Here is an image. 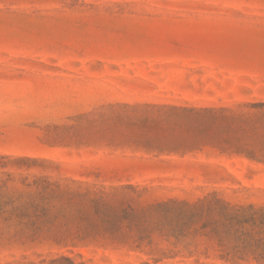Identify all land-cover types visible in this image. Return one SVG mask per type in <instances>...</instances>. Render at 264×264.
Returning <instances> with one entry per match:
<instances>
[{"label":"rangeland","instance_id":"obj_1","mask_svg":"<svg viewBox=\"0 0 264 264\" xmlns=\"http://www.w3.org/2000/svg\"><path fill=\"white\" fill-rule=\"evenodd\" d=\"M245 103H264V0H0V180L11 174L12 187L47 176L139 186L144 205L218 195L264 208V162L163 107L256 113ZM14 233L0 218V264H233L216 250L167 258Z\"/></svg>","mask_w":264,"mask_h":264},{"label":"trees","instance_id":"obj_2","mask_svg":"<svg viewBox=\"0 0 264 264\" xmlns=\"http://www.w3.org/2000/svg\"><path fill=\"white\" fill-rule=\"evenodd\" d=\"M242 105L256 113L229 107H163L171 112L167 119H190L196 133L220 150L264 162L256 157L264 151V135L259 132L260 127L264 129V103ZM245 125L250 127L251 136ZM14 161L38 160L14 157ZM5 175L0 180V218L15 229L16 242L52 240L73 248L131 245L148 247L167 258L184 252L209 256L216 250L219 259L226 262L241 264L253 257L264 264V208L232 205L218 195L195 202L171 199L144 205V191L132 184L106 188L74 179L62 183L44 176L32 182L24 178L23 187L15 188L11 186L12 175ZM162 243L169 248H160ZM64 259L74 264L70 258Z\"/></svg>","mask_w":264,"mask_h":264}]
</instances>
